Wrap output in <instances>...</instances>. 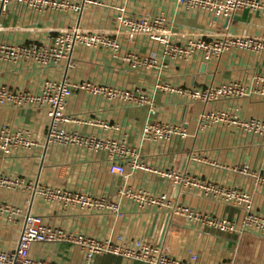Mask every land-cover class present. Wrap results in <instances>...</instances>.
<instances>
[{"label":"crops","instance_id":"obj_1","mask_svg":"<svg viewBox=\"0 0 264 264\" xmlns=\"http://www.w3.org/2000/svg\"><path fill=\"white\" fill-rule=\"evenodd\" d=\"M70 1L80 9L36 12L18 2L6 9L0 3V46L31 42L51 46L60 31L79 26L111 33L120 49L115 52L110 47L77 46L73 52L75 68L71 69L66 64L44 65L29 58L17 62L0 57V87L39 93L46 82L67 78L73 83L145 95L149 103L136 104L76 90L66 109L71 131L134 151L141 167L126 165L125 174L112 172L115 161L105 146L86 149L48 145L49 117L45 109L0 106V128L29 130L43 145L31 152L0 153V173L104 198L117 203L122 211V215L91 213L78 206L51 203L32 192L0 189V246L16 247L27 218L38 215L53 227L101 241L132 244L142 239L158 243L167 254L185 260L194 251L201 264H264V234L248 221L251 214L264 217V184L260 183L264 176V141L235 124L220 128L203 118L211 112H226L244 121L264 119V52L231 46L212 63H206L201 52L191 58L167 57L164 44L130 34L118 21L125 7L133 14L163 16L172 25L170 40L183 45L205 34L219 39H264V11L245 9L227 20L186 8L178 0H93L103 5ZM231 83L239 84L243 94L220 96L214 101L195 102L164 88L204 91ZM159 122L180 126L186 134L166 142L146 138L145 127ZM104 124L107 129L101 126ZM116 159L126 161L119 156ZM166 172L186 174L196 184L180 187L177 192L178 185L171 183ZM198 184L235 189L247 198L216 195ZM126 188L155 197L169 193L171 207L187 206L215 220L226 219L233 227L215 229L172 212L167 227L170 214L160 207L142 209L120 195ZM31 256L54 264H85L83 249L68 243H35ZM86 264L142 263L98 254Z\"/></svg>","mask_w":264,"mask_h":264},{"label":"built area","instance_id":"obj_2","mask_svg":"<svg viewBox=\"0 0 264 264\" xmlns=\"http://www.w3.org/2000/svg\"><path fill=\"white\" fill-rule=\"evenodd\" d=\"M186 8L201 9L214 14L219 19H234L238 12L245 9L264 11V2L261 0H178ZM18 2L28 9L36 12L47 10H58L72 7L79 10L80 7L70 0H0L3 9L13 3ZM102 4L99 1L86 0V5ZM122 15L118 21L123 27L134 35L149 38L151 41L164 44V54L167 57L191 58L201 52L206 63L218 61L223 52L231 46H239L243 49H251L256 52H264V39L227 37L219 39L212 34L194 37L183 45L174 44L170 40L172 25L163 16L149 14H133L127 8H122ZM218 24H214L217 27ZM77 46L84 48H96L99 46L110 47L117 52L120 45L112 38L111 33L101 30H84L81 27H74L62 30L53 38L52 45H43L31 42L23 45L0 46V57L11 61H21L32 59L36 63L47 65L51 62L54 65L66 64L67 69L75 68L73 52ZM131 58H127L129 60ZM146 63L149 65L150 62ZM165 89L175 91L187 98H193L195 102L214 101L220 96L232 97L235 94H243V89L239 84H227L222 87H211L210 89L182 90L164 86ZM76 90H87L93 93L105 94L113 99L126 100V102L145 104L149 99L143 94H133L128 91L119 92L108 87H96L91 83H73L65 78L62 81L51 80L46 82L43 91L39 93L0 87V106H13L14 108L33 107L45 109L49 117L48 134L46 142L48 145H55L61 148H100L105 146L110 149L115 164L111 166L112 172L120 174L126 173V165L133 169H138L136 153L125 149L119 144H102L90 137H85L80 133L71 131L67 124L70 122L66 115L68 99ZM204 120H212L220 128L235 124L246 131L258 134L264 141V119L253 118L241 120L230 116L226 112H211L203 115ZM104 129L108 125H101ZM186 131L175 124L159 122L148 124L144 129V136L155 142H166L175 136H184ZM43 147L41 142L35 138L31 131L26 129H14L8 126L0 128V153L12 155L19 152H31ZM116 156L124 160H117ZM247 171V169H245ZM164 175L171 183L178 187L189 186L193 181L186 174L166 172ZM258 178V177H257ZM264 184V176L260 179ZM180 185V186H179ZM204 190L227 198L246 199V195L240 196L235 189L215 187L212 185L198 184ZM0 189L14 192H32L35 195L51 202L63 203L69 207H80L87 212L107 211L113 214L122 215V211L117 203L107 201L104 198H93L81 191L61 189L42 184L39 181L29 182L25 178L16 177L0 173ZM120 195L130 199L142 209H152L160 207L166 215L172 213L187 217L192 222L206 224L220 230L232 229L231 222L226 219L215 220L214 217L203 215L187 206L176 205L171 207L169 203L170 194H163L155 197L133 188L124 189ZM0 205V210H2ZM6 211L12 212L10 207ZM248 221L255 229L264 234V217L251 214ZM38 242L45 243H68L73 244L84 251L85 264L90 263L98 254L115 255L121 258L140 261L142 264H201L199 255L191 251L189 259H179L167 254L162 247L155 242H145L136 239L132 244H122L112 240L101 241L93 239L81 232H70L63 228L49 225L42 216L33 215L27 218L26 225L21 229L19 243L16 247L0 246V264H54L49 259H37L31 256V247Z\"/></svg>","mask_w":264,"mask_h":264},{"label":"water","instance_id":"obj_3","mask_svg":"<svg viewBox=\"0 0 264 264\" xmlns=\"http://www.w3.org/2000/svg\"><path fill=\"white\" fill-rule=\"evenodd\" d=\"M180 189H181V188L178 187L177 192H178ZM167 217H168V218H167V225H166V226L168 227V225H169V223H170V219H171V214L168 215ZM167 227H166V228H167Z\"/></svg>","mask_w":264,"mask_h":264}]
</instances>
